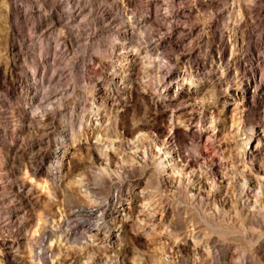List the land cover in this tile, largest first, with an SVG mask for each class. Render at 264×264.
Returning <instances> with one entry per match:
<instances>
[{"label": "clouds", "instance_id": "clouds-1", "mask_svg": "<svg viewBox=\"0 0 264 264\" xmlns=\"http://www.w3.org/2000/svg\"><path fill=\"white\" fill-rule=\"evenodd\" d=\"M15 6L0 264H264V0Z\"/></svg>", "mask_w": 264, "mask_h": 264}, {"label": "rangeland", "instance_id": "rangeland-1", "mask_svg": "<svg viewBox=\"0 0 264 264\" xmlns=\"http://www.w3.org/2000/svg\"><path fill=\"white\" fill-rule=\"evenodd\" d=\"M17 15H18V12H17V7L15 6V0H14L13 6H10L9 8L7 20H6L7 27H8V32H7L8 49H7V52H4L3 49H0V53H2L3 55H7L10 58L12 57V53H13L12 37L17 34V28L15 24V18L17 17ZM2 27H3V23L0 22V29H2ZM257 47H259V39L257 42ZM263 65L264 64L260 63L261 68H263ZM8 67L11 69V71L5 72L4 70L5 66L2 62H0V90H6V95L14 99L16 94L19 92L20 79L16 77L17 70L16 68L11 67V63L8 64ZM0 104H3V100H0ZM239 222L236 223L237 227L239 225L238 228L242 230H246L250 228L247 226L248 223H244L245 221L243 219H241Z\"/></svg>", "mask_w": 264, "mask_h": 264}, {"label": "bare ground", "instance_id": "bare-ground-1", "mask_svg": "<svg viewBox=\"0 0 264 264\" xmlns=\"http://www.w3.org/2000/svg\"><path fill=\"white\" fill-rule=\"evenodd\" d=\"M231 54H232V50L229 47H225L224 51L222 53H220V57H221V59L227 61L228 56L231 55ZM245 65H246V69H244V70L251 69L252 72H253V74L256 76V79L257 80H259L260 79V76L262 74H264V65H263V68H261L259 61H257V64L254 66L252 60L250 58H248L247 53L245 54ZM11 67H13L12 64H11ZM257 67L259 68V71L256 70ZM16 77L19 78L18 75H16ZM26 175H27V173H26ZM34 179H36L37 181H39V173L37 174L36 177H34ZM244 221H245L244 223H248V225H247L248 227H254V225L250 224L249 221H247V220H244ZM239 224H240V222H239ZM235 226L237 227L236 223H235ZM225 227H233V225L232 224H228V225H225ZM238 227H239V225H238Z\"/></svg>", "mask_w": 264, "mask_h": 264}]
</instances>
